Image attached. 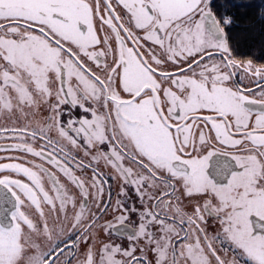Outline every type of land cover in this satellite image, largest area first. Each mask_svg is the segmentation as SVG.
I'll return each instance as SVG.
<instances>
[{"label": "snow or ice", "instance_id": "6c2138e0", "mask_svg": "<svg viewBox=\"0 0 264 264\" xmlns=\"http://www.w3.org/2000/svg\"><path fill=\"white\" fill-rule=\"evenodd\" d=\"M238 19L264 0H0V264H264Z\"/></svg>", "mask_w": 264, "mask_h": 264}, {"label": "trees", "instance_id": "16d2710c", "mask_svg": "<svg viewBox=\"0 0 264 264\" xmlns=\"http://www.w3.org/2000/svg\"><path fill=\"white\" fill-rule=\"evenodd\" d=\"M222 2V0H221ZM254 2L259 3L260 0H254ZM237 33L241 34V45L244 48L252 47L256 54H260L259 44L261 39L259 25L254 19H238L237 20ZM250 32V36L246 34Z\"/></svg>", "mask_w": 264, "mask_h": 264}, {"label": "flooded vegetation", "instance_id": "af4514ba", "mask_svg": "<svg viewBox=\"0 0 264 264\" xmlns=\"http://www.w3.org/2000/svg\"><path fill=\"white\" fill-rule=\"evenodd\" d=\"M73 111H74L76 114H78V115H82V114H83V113L80 112L79 109H74ZM113 191L115 192V182H113ZM129 197H131V200H134V199L136 198V194H135V192H134V191H130V192H129ZM132 219L135 220L136 217L133 216Z\"/></svg>", "mask_w": 264, "mask_h": 264}, {"label": "rangeland", "instance_id": "374dc122", "mask_svg": "<svg viewBox=\"0 0 264 264\" xmlns=\"http://www.w3.org/2000/svg\"><path fill=\"white\" fill-rule=\"evenodd\" d=\"M131 198V197H130Z\"/></svg>", "mask_w": 264, "mask_h": 264}]
</instances>
